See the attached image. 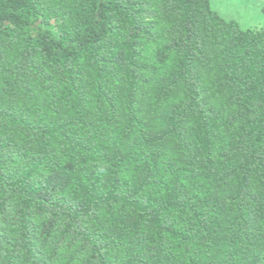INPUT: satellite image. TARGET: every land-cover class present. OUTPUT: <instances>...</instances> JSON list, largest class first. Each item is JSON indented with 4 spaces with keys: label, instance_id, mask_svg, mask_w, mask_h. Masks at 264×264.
<instances>
[{
    "label": "trees",
    "instance_id": "obj_1",
    "mask_svg": "<svg viewBox=\"0 0 264 264\" xmlns=\"http://www.w3.org/2000/svg\"><path fill=\"white\" fill-rule=\"evenodd\" d=\"M0 264H264V24L0 0Z\"/></svg>",
    "mask_w": 264,
    "mask_h": 264
},
{
    "label": "rangeland",
    "instance_id": "obj_2",
    "mask_svg": "<svg viewBox=\"0 0 264 264\" xmlns=\"http://www.w3.org/2000/svg\"><path fill=\"white\" fill-rule=\"evenodd\" d=\"M212 8L221 16L237 22L245 28H260L264 24V0H233L230 7L221 5L220 0H210Z\"/></svg>",
    "mask_w": 264,
    "mask_h": 264
},
{
    "label": "snow or ice",
    "instance_id": "obj_3",
    "mask_svg": "<svg viewBox=\"0 0 264 264\" xmlns=\"http://www.w3.org/2000/svg\"><path fill=\"white\" fill-rule=\"evenodd\" d=\"M220 3L224 7H230L233 4V0H220Z\"/></svg>",
    "mask_w": 264,
    "mask_h": 264
}]
</instances>
